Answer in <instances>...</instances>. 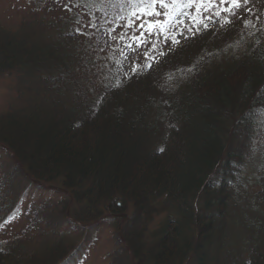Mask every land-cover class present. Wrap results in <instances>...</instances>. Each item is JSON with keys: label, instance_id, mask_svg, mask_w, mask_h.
Here are the masks:
<instances>
[{"label": "trees", "instance_id": "1", "mask_svg": "<svg viewBox=\"0 0 264 264\" xmlns=\"http://www.w3.org/2000/svg\"><path fill=\"white\" fill-rule=\"evenodd\" d=\"M114 3L100 11L106 24L128 4ZM235 27L185 36L147 75L117 84L106 75L88 91L75 79L74 31L0 26V74L15 84L0 143L19 173L60 185L68 200L54 212L67 224L118 221L111 264H264V141L254 144L264 118V29H251L243 54L228 57ZM216 43L223 58L208 68L201 55ZM64 235L31 253L20 240L0 241V264H61L72 243Z\"/></svg>", "mask_w": 264, "mask_h": 264}, {"label": "rangeland", "instance_id": "2", "mask_svg": "<svg viewBox=\"0 0 264 264\" xmlns=\"http://www.w3.org/2000/svg\"><path fill=\"white\" fill-rule=\"evenodd\" d=\"M118 1L120 5L124 3V0ZM114 4L113 0L112 5L114 6ZM108 6L109 0H0V26L15 29L20 24H31L32 29L41 26L45 29L44 34L47 35H50L58 25H61L65 29L64 31H74L76 37L72 40V44L79 48L82 47L79 49L82 71H77L75 79L86 82L85 86H87L88 91H95V88L102 84L105 85L106 75H110L116 84L123 82V80L125 82L127 77L131 76L130 66L124 60L121 49L128 53L130 59L137 61L140 65L146 63L143 56L139 55V52L144 50L143 48L138 51H131L124 47L128 43L127 39L124 41L112 39V37H118L119 34L125 32L129 36L133 33L139 35L140 29L133 27L129 30L122 26L130 22L131 6L126 4L124 7L118 8L116 17L112 18L115 20L110 21L111 24H106L107 18H102L100 11L107 9ZM117 6L119 7V5ZM248 7L252 8L253 16H249L247 12L240 9L237 16L231 17L233 22L239 23L240 29L235 27L233 36L229 40L230 46L225 51L228 57L232 54L241 56L243 54H241V49L250 43L252 33L256 30L252 27L245 28L240 17L251 19L255 27L264 29V0H250ZM182 12L191 13L193 9L176 7L177 19H184L187 22L189 18L182 16ZM255 16L260 17L259 21L255 19ZM89 20L97 26L84 28L83 25ZM77 21L80 23L78 24ZM102 23L104 28L99 30ZM136 23L138 24L140 21L137 20ZM78 27L84 34L76 31ZM217 28L223 29L219 22L210 26L209 30L215 31L210 34L211 37L212 34L216 36ZM251 29H254L253 32ZM182 30L173 29V35L179 42L183 39L179 35V31ZM109 33L111 34L109 35ZM188 35L190 34L185 32L184 38ZM152 44H156L158 47L156 61L161 56L159 51L164 52L170 45H174L171 41L163 42L160 37H149L146 47L150 48ZM133 48H135V44H133ZM222 54L223 49L220 50L217 43L212 45L211 49L205 52V56L201 55V58L204 57L203 60H205L204 66L207 65L208 68H211V62L220 61L223 58ZM151 69L152 67L150 69L142 68L133 76L147 75ZM202 71L204 69L201 67ZM177 81V86L183 89L187 86L186 78L181 77ZM14 88L15 84L10 77L6 74H0V112L5 111L10 106L12 97H15ZM256 122L261 126V130L254 134V144L259 146L264 141V118L259 117ZM251 154L253 155L252 151ZM16 165L17 161L10 150L0 143V185L2 180L6 178L4 185L0 188V210H2L0 211V219L11 216L7 223L0 222L4 225L0 228L1 243L17 244L20 240L21 245H24V248L31 253L35 252L42 243L52 242L60 233H64V237L72 243L69 245L70 252L61 264H111V255L114 256L116 252L120 253L121 250L120 236L117 231L118 221L105 216L97 221L84 222L76 226H73L72 223L67 224L64 216L60 215L61 217H59L55 213L57 207L68 200L67 194L59 187L60 185L32 179L27 174L19 173L14 168ZM253 170L256 169L252 167ZM251 189L255 191L256 188L253 186ZM9 207H11L10 214L7 213ZM125 210V213L130 215V204ZM35 214L38 216L35 217ZM54 214L57 215L55 222L44 221L46 218L51 220Z\"/></svg>", "mask_w": 264, "mask_h": 264}, {"label": "snow or ice", "instance_id": "3", "mask_svg": "<svg viewBox=\"0 0 264 264\" xmlns=\"http://www.w3.org/2000/svg\"><path fill=\"white\" fill-rule=\"evenodd\" d=\"M125 2L131 6V11L129 12L130 22L122 26L129 30L133 27L140 29L139 35L133 33L129 36L125 32L119 34L118 37H112V39H119L120 41L127 39L128 43L124 47L131 51L144 49L139 52V55H142L146 61L144 65H140L137 61L130 59L128 53L123 52L121 49V54L124 56V60L128 62L132 74H136L142 68L150 69L152 64L156 62L158 47L156 44H152L150 48L146 47L149 37H160L165 43L171 41V43L175 44L179 43V40L173 35L174 28L177 30L183 29L179 31V35L184 37L185 32L195 35L201 29L207 30L212 24L217 22L220 23V27L229 25L232 23L231 17L237 16L240 9L247 12L249 16L254 15L252 8L248 7L250 0H125ZM177 6L193 9L191 13H181L182 16L189 18L187 22L184 19H177ZM240 19H242L245 28H255L253 20L244 19L243 17H240ZM255 19L259 21L260 17L255 16ZM137 20L140 23L137 24ZM173 21L175 22L174 24ZM77 23L79 24L80 21H77ZM96 26L91 20L83 25L84 28ZM76 31L84 34L79 27ZM112 31H115V29H112ZM133 44H135V48H133ZM159 54L164 55L165 53L159 51ZM188 71H192V69H188ZM160 151H163V149H160ZM3 226V224H0V228Z\"/></svg>", "mask_w": 264, "mask_h": 264}]
</instances>
